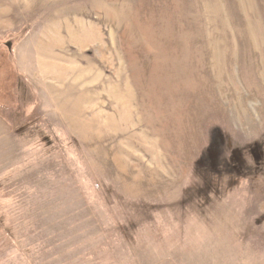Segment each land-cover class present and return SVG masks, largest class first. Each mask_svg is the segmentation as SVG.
<instances>
[{
    "label": "rangeland",
    "instance_id": "1",
    "mask_svg": "<svg viewBox=\"0 0 264 264\" xmlns=\"http://www.w3.org/2000/svg\"><path fill=\"white\" fill-rule=\"evenodd\" d=\"M0 264H264V0H0Z\"/></svg>",
    "mask_w": 264,
    "mask_h": 264
}]
</instances>
